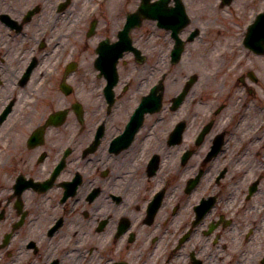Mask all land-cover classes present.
<instances>
[{
	"label": "flooded vegetation",
	"instance_id": "flooded-vegetation-1",
	"mask_svg": "<svg viewBox=\"0 0 264 264\" xmlns=\"http://www.w3.org/2000/svg\"><path fill=\"white\" fill-rule=\"evenodd\" d=\"M80 5L0 0V264H248L256 248L263 264L264 152L232 130L251 105L264 113L263 78L180 100L170 33L144 21L134 56L126 12Z\"/></svg>",
	"mask_w": 264,
	"mask_h": 264
},
{
	"label": "rangeland",
	"instance_id": "rangeland-1",
	"mask_svg": "<svg viewBox=\"0 0 264 264\" xmlns=\"http://www.w3.org/2000/svg\"><path fill=\"white\" fill-rule=\"evenodd\" d=\"M87 1L88 0H81L80 9L82 6L87 5ZM137 2L138 0H107L104 2L102 9L97 12V17L103 21H108V18L112 20L114 14H116L117 18V16L124 15V11L127 13L133 11ZM244 3H246V0H235L230 6L220 9L217 6L218 0H202L199 8L190 10L192 14L191 25L196 26L200 30V38L198 37L186 46V51L180 62L173 65V69L169 74L170 80L167 81V83L176 87L188 76L196 75L197 84L193 89L198 90L205 85L208 91L213 92L218 89L220 85L227 87L230 83L235 82L236 78L244 70L252 68L255 72L259 73L264 80V57H252L242 47L236 45L238 44V40H240V37L237 36V32L244 29L242 28L243 23L246 20L250 21L252 14H256L264 7V0L257 1V4L255 3L253 8L246 7ZM242 11H244L245 17L242 21H239L236 16H239V14L241 16ZM221 16H223V18H229V21L220 25ZM232 22H234V24H232ZM228 26L230 28H226ZM144 28L148 29L152 35H155L154 40H156V37L164 36V32L153 30L150 24ZM136 32L137 31L133 34L136 35ZM228 41H231V44H229ZM213 46L217 48L214 51ZM210 53L215 56L213 61L207 59ZM253 62H255V66ZM149 65L150 62L148 61L144 66ZM250 107L253 108V115L257 117H252L253 115L250 116V110L249 113L244 111H242V113L239 112L235 115V119H243L240 121L237 128H233L232 130L246 131L252 129L249 133L247 131V134L255 139L254 150L256 152H264V123H259L261 121L264 122V113L260 112L258 105H251ZM258 112L261 113L262 117L260 114L257 115ZM225 116L229 117L230 115L225 114ZM258 123L260 124L259 128ZM255 158L256 160L262 159L261 156L257 155H255ZM261 162H264V158ZM255 169L258 173L261 171L260 167H256ZM261 186L260 194L255 199L258 201V204L264 202V182ZM262 250H264V247L261 248V251ZM258 253V248L253 252L248 251L246 253V255L250 257L248 264L253 260L255 264H259V257L254 259L253 256V254L257 255Z\"/></svg>",
	"mask_w": 264,
	"mask_h": 264
},
{
	"label": "water",
	"instance_id": "water-1",
	"mask_svg": "<svg viewBox=\"0 0 264 264\" xmlns=\"http://www.w3.org/2000/svg\"><path fill=\"white\" fill-rule=\"evenodd\" d=\"M139 11H140V12H141V11L145 12V7H144V6L140 7ZM132 17H134V19L137 18V14L132 15ZM132 17H131V18H132ZM129 21H130V19H129Z\"/></svg>",
	"mask_w": 264,
	"mask_h": 264
},
{
	"label": "bare ground",
	"instance_id": "bare-ground-1",
	"mask_svg": "<svg viewBox=\"0 0 264 264\" xmlns=\"http://www.w3.org/2000/svg\"><path fill=\"white\" fill-rule=\"evenodd\" d=\"M207 59L209 61H213L215 58H214V55L209 54L208 57H207Z\"/></svg>",
	"mask_w": 264,
	"mask_h": 264
}]
</instances>
